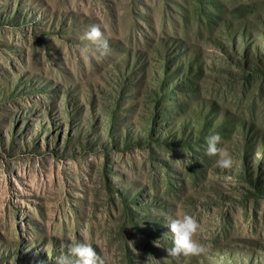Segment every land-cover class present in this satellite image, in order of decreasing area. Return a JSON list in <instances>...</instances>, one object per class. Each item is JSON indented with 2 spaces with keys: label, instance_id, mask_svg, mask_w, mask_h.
<instances>
[{
  "label": "rangeland",
  "instance_id": "obj_1",
  "mask_svg": "<svg viewBox=\"0 0 264 264\" xmlns=\"http://www.w3.org/2000/svg\"><path fill=\"white\" fill-rule=\"evenodd\" d=\"M184 214L210 247L177 262ZM85 240L105 264H264V0H0V264Z\"/></svg>",
  "mask_w": 264,
  "mask_h": 264
},
{
  "label": "clouds",
  "instance_id": "obj_2",
  "mask_svg": "<svg viewBox=\"0 0 264 264\" xmlns=\"http://www.w3.org/2000/svg\"><path fill=\"white\" fill-rule=\"evenodd\" d=\"M84 38L96 44L98 49L101 50V55L107 54V41L103 40V32L99 25H93L85 33ZM84 51L86 52L87 50L85 49ZM220 142L221 137L219 134L208 136L206 138L207 147L205 154L209 157H219L216 161L218 168L231 169L234 160L228 151L218 147ZM168 226L173 236V246L166 249L168 258L179 262L181 256H200L208 251L210 245L194 239L201 227L196 217L189 214L178 215L169 222ZM56 264H105V259L85 240L69 245L68 254L58 257Z\"/></svg>",
  "mask_w": 264,
  "mask_h": 264
}]
</instances>
